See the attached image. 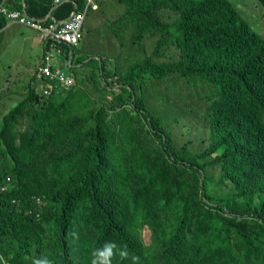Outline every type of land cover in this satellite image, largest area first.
<instances>
[{"label":"trees","instance_id":"obj_1","mask_svg":"<svg viewBox=\"0 0 264 264\" xmlns=\"http://www.w3.org/2000/svg\"><path fill=\"white\" fill-rule=\"evenodd\" d=\"M19 1L0 0V30L16 9L61 19L85 3ZM114 1L129 30L154 31L152 53L119 64L61 46L73 74L88 67L72 88L43 99L23 76L0 96L16 102L0 121V264H264V35L230 0ZM167 76L157 99L191 115L182 95L200 96L208 133L195 144L176 142L142 94Z\"/></svg>","mask_w":264,"mask_h":264},{"label":"crops","instance_id":"obj_2","mask_svg":"<svg viewBox=\"0 0 264 264\" xmlns=\"http://www.w3.org/2000/svg\"><path fill=\"white\" fill-rule=\"evenodd\" d=\"M107 1L102 0L96 10L90 11L85 19V31L89 30L98 36L99 29H101L103 33H107L112 42L116 41L118 36L121 35V38L126 40L119 41V47L122 43L136 46L135 49H130L131 56L127 57L125 53L124 58L139 59L149 55V47L156 44V39H146L139 42L133 29L128 32L129 28L132 27V16L125 15L126 7L121 5L108 7L105 5ZM4 2L5 0L2 4ZM19 2L24 5L23 0ZM162 17L166 20L171 18L172 15L169 11H164ZM5 20L3 29L0 30V96H10L18 93L20 91V77H26L27 82L30 83L32 73L37 65H40L42 54L41 40L34 30L15 21L6 18ZM122 21H124V26L118 28L120 30L118 35L111 31L112 27L105 25L107 22ZM57 63L58 61H55V64Z\"/></svg>","mask_w":264,"mask_h":264},{"label":"rangeland","instance_id":"obj_3","mask_svg":"<svg viewBox=\"0 0 264 264\" xmlns=\"http://www.w3.org/2000/svg\"><path fill=\"white\" fill-rule=\"evenodd\" d=\"M202 1V0H197ZM233 3H236L237 6L241 9L244 17L246 20L252 25L253 29L257 31L260 34L264 35V32L261 31L264 30L263 25V19H260L262 12L264 13V10L262 6L257 3L256 0H230ZM106 6H118L122 5V3L119 2H111L107 1L105 3ZM26 13L23 11L21 15L18 16L20 18L21 16H25ZM107 25L113 28H121L124 26V21L122 22H107ZM101 29H99V35L93 34L91 31L86 32V38L83 42L79 43L77 47H74L73 53L74 56L78 55L79 57H86L85 59L90 58L91 56H102L109 58L111 57L112 60L117 59V62L119 64H125V58L124 54L126 53L125 50L120 48L118 46V42L121 39V35L118 36L116 41L112 42L110 38L108 37L107 33H103ZM126 39H123L125 41ZM92 53V54H91ZM91 55V56H90ZM143 56V55H142ZM84 59V60H85ZM98 59V58H94ZM107 63H109V60H107ZM87 64H83L79 66L78 68H73V71L77 78L80 80V69L83 71L87 70ZM68 70V68H66ZM168 81L170 79L168 77L164 78L161 82H165L168 84ZM78 83L84 85V81L81 80ZM85 84L87 86L90 85L89 81H85ZM174 84H181L180 82L174 83ZM182 86L176 85L174 90L179 91L181 90ZM162 90V86H157L155 84H149L146 86L142 92L144 95L148 107L154 111V113L159 117L160 122L166 126L167 131H171L174 139L178 143H182L185 141H191L193 144H195L200 138L204 137L208 133V127L205 125V122L203 120V117L201 116L202 112L197 109H193L191 103L196 102L199 100L200 96L195 93H190L188 96L182 95L186 101H187V109L192 112L190 115L185 114L184 111H182V104L178 102L168 101V100H159L157 99L159 96V91ZM156 92L157 97L154 98L155 95H153ZM156 101L158 102L157 104ZM16 104V102L9 103L5 108L0 107V121L1 116L4 114L8 109L13 107ZM172 109L175 110L176 113H167L166 109ZM176 125L179 126H185V128L182 130L183 135H178L175 128ZM144 239L145 241H149L148 231L145 229L144 231Z\"/></svg>","mask_w":264,"mask_h":264},{"label":"clouds","instance_id":"obj_4","mask_svg":"<svg viewBox=\"0 0 264 264\" xmlns=\"http://www.w3.org/2000/svg\"><path fill=\"white\" fill-rule=\"evenodd\" d=\"M23 1H25V0H23ZM64 1H67V0H56L54 2V4H59V3L64 2ZM101 1L102 0H86L85 1L86 3H84L85 5H83L84 7H81L79 10L72 11L68 16L61 18V19H55L51 15V13H49L46 16V19L36 18L33 16H29L27 14L25 16H21L20 18H22V19H20V18H18V16L21 15V13L24 10H18V9L14 10V12L16 13V16L15 17L11 16V20L17 22L18 24L24 25V26L34 30L38 34V36L41 40L42 54H41V59H40V65H37L36 69L32 73L31 80L29 83V87L38 95L39 98L48 99L52 95L53 91H56V92L67 91L70 88H72L73 85L75 84L74 74L70 71H69L70 72L69 73L66 70L67 65L73 60L74 57L72 56L71 51H68V54L65 53L64 58H61L60 57V47L64 46L66 48V50H68V49L71 50L72 48L77 47L79 43L84 41V39L86 38V32H87V31H85V28H84L85 19L90 14V11L97 9V7ZM108 1L114 2V0H108ZM256 1H257V3H259L258 0H256ZM121 6L126 7L125 15H129V14H127V6L123 3ZM236 9L242 15V17L245 19V21L247 23H249L246 20V18L244 17L241 9L237 5H236ZM2 11L6 12V8L5 7L2 8ZM162 13L163 12L159 13V17H162ZM170 13H171L172 17L169 19H166L167 21H172L173 18H175V15L173 14V12H170ZM78 15L81 16V18L79 20L80 37L78 38V40L76 42L66 41L60 37L55 36V34H53L52 32L47 31V29L50 27V25H53V24L54 25L56 24L57 29H60L66 23H69L74 18H76ZM28 21L38 22V23H40V27L32 26L28 23ZM105 25H107V24L105 23ZM133 25H134V23L132 22V26ZM263 25H264V21H263ZM111 31L113 32V27H112ZM135 33H136V36L138 37L137 40L139 42H143L146 39H153V38L156 39V44L154 46L149 47L150 53H152L155 50L156 45H157V41H158V38H156L154 36V31L147 30L145 32H142L141 34H139V32H137V31H135ZM120 41H123V38H121ZM128 46L129 45H127L126 43H122L120 46V48L125 50L127 57L131 56V54L129 53V47ZM91 57L92 58H98V60H99V56H96V57L91 56ZM46 58H47V62L50 64L52 69H58V70L66 73V74H70L73 77V84L69 87V89L65 90V89L53 88L51 82H49L48 80L38 78V74H40L42 66L46 64ZM109 58H111V57H109ZM143 58H145V57H143ZM139 59H142V58H139ZM129 60L136 61L138 59H129ZM55 61H58V63L55 64ZM84 61H86V60H84ZM77 66H79V65H77ZM167 77L169 78V76H167ZM152 84H155L157 86H160V85L162 86L161 81H153ZM44 89H50V93L44 94V92H43ZM132 94H133V92H132ZM132 98H134V95H132ZM166 111H168L170 113H174V111L170 108L166 109ZM7 182H8V180L4 183L3 186L0 187L1 191H5L7 189ZM36 202L41 203L40 199L36 200ZM114 248H116V245L114 243L106 245L104 252H101L100 256L104 257L105 253H107V256L110 258V256L113 254L112 250ZM121 255L126 256L127 253L121 252ZM4 264H8V262L5 261ZM37 264H51V262L48 261L47 259H44L41 261H37ZM92 264H98V261L93 260ZM100 264H110V259H105V260L101 261Z\"/></svg>","mask_w":264,"mask_h":264},{"label":"built area","instance_id":"obj_5","mask_svg":"<svg viewBox=\"0 0 264 264\" xmlns=\"http://www.w3.org/2000/svg\"><path fill=\"white\" fill-rule=\"evenodd\" d=\"M10 14L12 17L16 16L15 12ZM80 18L81 16L78 15L76 18H74L69 23H66L60 29H57L56 24L50 25L47 31L52 32L53 34H55V36L60 37L66 41L76 42L80 37V32H79ZM28 23L32 26L40 27V23L38 22L28 21ZM38 78L48 80L49 82H51L53 88H57V89L67 90L73 84V77L70 74H66L58 69H52L50 64L47 62V58H46V64L42 66L41 72L40 74H38ZM43 92L44 94H49L50 89H44Z\"/></svg>","mask_w":264,"mask_h":264},{"label":"water","instance_id":"obj_6","mask_svg":"<svg viewBox=\"0 0 264 264\" xmlns=\"http://www.w3.org/2000/svg\"><path fill=\"white\" fill-rule=\"evenodd\" d=\"M35 199L38 200L39 198L36 197Z\"/></svg>","mask_w":264,"mask_h":264}]
</instances>
